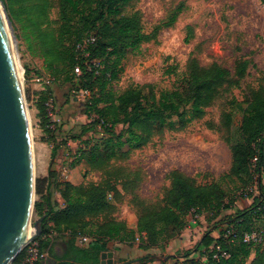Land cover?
Listing matches in <instances>:
<instances>
[{"label": "trees", "instance_id": "trees-1", "mask_svg": "<svg viewBox=\"0 0 264 264\" xmlns=\"http://www.w3.org/2000/svg\"><path fill=\"white\" fill-rule=\"evenodd\" d=\"M2 2L11 22L18 11L19 14L26 13L28 21L39 31L43 26L57 25L48 32L40 31L39 38L45 48L44 62L52 73L63 76L64 82L69 83L74 91H88L89 96L83 106L90 121L83 126L81 136L98 127L105 133V138L93 144L80 138L69 139L82 145L71 166L85 161L89 170L104 172L106 177L100 183L79 186L60 181L52 166L59 147L66 145L68 139L59 141L58 124L51 121L47 112L46 104L50 98H54L56 103L51 87L35 94L37 118L44 134L42 140L52 146L49 174L36 179L37 200L33 214L38 219L44 218L41 235L36 240L42 250H47L55 233L70 236L69 252L56 264H100V255L109 251L110 242L131 244L139 239V234L142 250L159 248L166 242L167 232L183 229L193 212L215 213L212 220H216L223 211L231 209L226 203L224 190L218 184L199 185L195 179L174 170L170 173V187L165 191L162 204L153 207L141 203L136 228H131L115 216L123 195L128 191L127 184L119 182L118 177L113 179L107 169L117 157L128 158L133 149L156 135L184 129L203 119L226 91L238 87L245 79L248 61H237L232 73L217 62L203 66L196 56H191L186 77L173 90L156 92L151 85H136L120 91V77L125 70L128 53L153 40L160 29L148 34L139 11L126 13L135 7L137 0ZM181 7L180 4L171 11L163 27L174 26ZM55 9L58 10V18L50 20L49 15ZM186 33V42H190L194 37V27L187 26ZM76 66L81 70L79 76L75 73ZM120 125L123 128L118 132ZM223 125L227 130L224 140L232 157L227 177L242 181L243 177H251V162L255 157L254 173H263L264 86L250 92L240 128L234 129L230 114H223ZM54 190L59 192L64 205L53 199ZM258 224L264 228L263 186L250 207L215 222L213 229L219 231L218 238L212 235L213 230L207 231L194 249L176 254L173 264H246L252 255L254 259L250 264H264V241L259 245L243 241L244 234L256 231ZM82 237L90 239L87 246L77 245ZM217 246L228 257H221ZM148 259L151 257L146 256L136 262L142 264L141 261Z\"/></svg>", "mask_w": 264, "mask_h": 264}, {"label": "rangeland", "instance_id": "rangeland-1", "mask_svg": "<svg viewBox=\"0 0 264 264\" xmlns=\"http://www.w3.org/2000/svg\"><path fill=\"white\" fill-rule=\"evenodd\" d=\"M180 4L182 9L177 22L172 27H163L171 11ZM133 11L141 13L146 33L152 34L157 28L160 29L153 40L128 53L125 70L120 77V91L136 85H151L156 92L173 90L186 77L187 63L191 56H196L203 66L217 62L232 73L237 61L246 60L250 63L248 75L240 85L226 91L208 109L203 119L184 129L156 135L141 147L133 149L128 158L117 157L107 169L113 179L118 177L121 180L119 182L126 183L128 189L118 206L116 218L122 217L120 220L134 228L138 211L142 208L141 203L153 207L162 204L165 191L170 187V173L174 170L195 179L199 185L215 183L224 190L226 203L231 209L223 211L216 220H212L215 213L193 212L183 229L168 231L166 242L161 243L159 248L148 250L152 258L141 261L142 264H173L176 254L194 249L207 231L213 230L212 234L218 236L219 231L213 229L215 222L250 207L261 186L264 187V178L252 169L251 177H243L245 184L240 179L227 177L232 157L224 140L227 130L223 125V114H230L234 129L240 128L246 115L250 92L264 86V0H137L135 7L129 8L126 13L131 14ZM7 15L10 19L8 12ZM57 18L58 10L55 9L49 19L56 21ZM10 25L22 70L35 161V156L40 152L39 146L44 142V134L35 108V94L42 89L32 90L33 78L53 79L51 92L59 95V101L56 99L57 108L72 105L78 114L85 115V98L64 82L63 76L52 73L44 62L45 48L39 38L40 31L48 32L56 24L43 26L39 31L28 21L26 13L19 14L16 11ZM189 25L194 27V37L186 42V28ZM84 117L83 121L69 122L66 127L63 123L60 125L61 121L57 123L59 141L80 138L93 144L105 138L104 129L100 127L81 136L86 120ZM122 128L118 126V132ZM70 141L76 149L77 141ZM84 177L86 184L100 183L106 175L101 171L87 170ZM37 220L33 214L31 226ZM256 231L264 237L262 224H258ZM138 237L131 244L109 245V250H115L114 259L119 264H140L136 261L147 255L146 250L139 247L141 235ZM77 242L80 243V239ZM253 259L252 255L246 264H250Z\"/></svg>", "mask_w": 264, "mask_h": 264}, {"label": "water", "instance_id": "water-1", "mask_svg": "<svg viewBox=\"0 0 264 264\" xmlns=\"http://www.w3.org/2000/svg\"><path fill=\"white\" fill-rule=\"evenodd\" d=\"M27 114L24 88L15 72L0 17V264H12L21 254L28 244L26 224L32 225L36 175ZM43 220L33 224L32 239L41 235ZM100 264L119 263L113 252L106 251Z\"/></svg>", "mask_w": 264, "mask_h": 264}, {"label": "crops", "instance_id": "crops-1", "mask_svg": "<svg viewBox=\"0 0 264 264\" xmlns=\"http://www.w3.org/2000/svg\"><path fill=\"white\" fill-rule=\"evenodd\" d=\"M31 87L33 91L35 90L39 91L40 89H42L40 88L39 85L34 84V82L31 85ZM54 96L56 97L57 101H59V95L54 94ZM80 106H82V104H80ZM57 115H58V123L61 121L60 125L63 123L65 127L69 125V122L74 123L75 121H83L82 117L84 116H85L84 118L86 119L84 120L85 124L89 123L88 117H86V115H83V114H78L76 111V108L72 105L66 106L64 108L58 107ZM70 140L71 139H68V142L66 145L59 147L55 161H54V165L52 166V169L58 173L60 181L70 182L75 186H79L82 184H86V178L84 176L86 175V171L89 170V168H88V165L85 163V161L81 162L79 165H76L75 167L71 166L73 162L70 161L68 155L70 151L73 152V150L75 149L73 145L74 143H70L71 142ZM39 151L41 153L39 152V154L35 156V161H34L35 162V175L37 176V178H44L48 176L49 171L51 169L52 146L46 142H42L39 146ZM65 170H66V173L64 172ZM53 199L59 202L61 205H64L63 199L61 198L59 192L56 190H54ZM120 219H123V218L120 217L119 220ZM131 228H134V227L131 226ZM214 237L218 238L219 235L214 236ZM69 242H70V236L65 235V234L55 233L52 236V241L50 242L49 248L45 250L47 252V258L46 260L41 262V264H46V263L56 264L59 261L64 260L66 255L69 252ZM77 245L82 246L78 242H77ZM109 245L117 246L121 244L110 242ZM109 251L113 252L114 257H115V250H109ZM146 253H147L146 256H150L149 251H146ZM146 256H143V258Z\"/></svg>", "mask_w": 264, "mask_h": 264}, {"label": "built area", "instance_id": "built-area-1", "mask_svg": "<svg viewBox=\"0 0 264 264\" xmlns=\"http://www.w3.org/2000/svg\"><path fill=\"white\" fill-rule=\"evenodd\" d=\"M82 47L84 48L85 45H83ZM75 73L78 76L81 74V70H80L79 66H76ZM33 82L35 84L39 85L42 88V90H45L46 88L51 87L53 79L48 78V77H46V78L35 77V78H33ZM79 96L86 99V97L89 96V93H88V91L81 90L79 92ZM46 107H47V112H48V115H49L51 121L53 123H58V115H57V107H56L55 99L50 98V100L46 104ZM77 143H78L77 148L75 150H73V152L70 151L69 155H68L70 161H72V162H74L77 159L78 149L80 147H82V145L79 142H77ZM251 164H252L251 169L254 172L256 165H257V158L256 157L252 160ZM64 172L66 173V170ZM259 175L264 178V172L259 174ZM36 239L37 238H34L28 242V244L26 245V247L22 251L24 253H23V256L21 257V259L17 262L14 261L12 264H39L45 260V258L47 257V252L45 250L41 249L40 243ZM243 241L245 243H248V244L252 243L255 245H259V244L263 243L264 238L259 232L251 231V232H247L244 234ZM88 242H89V238H87V237L80 238L81 244L86 245V243H88ZM216 250L220 251L221 257H228L226 252L221 251L219 246L216 247ZM217 256L218 255H215V257H217Z\"/></svg>", "mask_w": 264, "mask_h": 264}, {"label": "bare ground", "instance_id": "bare-ground-1", "mask_svg": "<svg viewBox=\"0 0 264 264\" xmlns=\"http://www.w3.org/2000/svg\"><path fill=\"white\" fill-rule=\"evenodd\" d=\"M0 17H1V20H2V23H3V27H4L5 35H6V38H7V42H8L9 50H10V53H11V57H12V60H13L15 72L17 74L19 83H20V85L22 87L23 86L22 70H21L19 62H18L16 45H15V41H14L15 37H14V35L12 33V27L10 25V20H9V18L7 16V13L5 11V8H4L1 0H0ZM27 122H28L29 130H31L30 123H29V114H27ZM33 231H34L33 227L27 223L26 227H25V232H26L25 244H27L32 239Z\"/></svg>", "mask_w": 264, "mask_h": 264}]
</instances>
